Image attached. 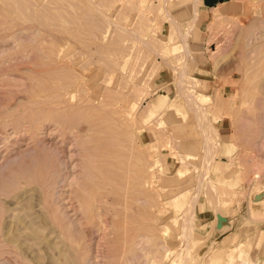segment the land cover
Wrapping results in <instances>:
<instances>
[{
    "label": "rangeland",
    "instance_id": "obj_1",
    "mask_svg": "<svg viewBox=\"0 0 264 264\" xmlns=\"http://www.w3.org/2000/svg\"><path fill=\"white\" fill-rule=\"evenodd\" d=\"M166 3L0 0V264H264V0Z\"/></svg>",
    "mask_w": 264,
    "mask_h": 264
},
{
    "label": "bare ground",
    "instance_id": "obj_2",
    "mask_svg": "<svg viewBox=\"0 0 264 264\" xmlns=\"http://www.w3.org/2000/svg\"><path fill=\"white\" fill-rule=\"evenodd\" d=\"M166 1L167 0H151V3H153V2H155L156 3V5L157 6H159V8H160V6L162 5H165V3H166ZM196 1V3L198 4L199 3V0H195ZM183 2V1H182ZM157 3H159V4H157ZM161 4V5H160ZM167 4V3H166ZM192 5V4H191ZM100 7H102V5H100ZM99 6H96V12H98L99 14L101 13V16L103 15V10L100 8ZM165 7V6H164ZM192 7V6H191ZM95 8V7H94ZM194 10H193V15H194V17L196 16V7H192ZM138 9H139V7H138ZM155 10V9H154ZM165 9H162V10H159V14L161 15V16H163V18L164 19H167L171 24H172V26L171 27H173L174 28V30L175 31H173V37L175 36H179V37H181V39H182V42H183V47L184 48H186L185 49V54L188 56L189 55V52H188V50H187V47H186V41H187V39H188V37H189V33H190V31H191V28L190 27H188V28H186V29H184V30H181L180 29V26H179V24H178V20L174 17V16H172L167 10H165ZM156 11V10H155ZM192 11V10H191ZM190 11V12H191ZM122 12V11H121ZM138 12H139V10H138ZM137 12V14H139ZM148 11H146V13H147ZM140 14L143 16V15H145V11H140ZM158 14V13H157ZM191 14V13H190ZM157 16V15H156ZM138 18V17H137ZM144 19V18H143ZM106 20L108 21V18H106ZM139 20H140V18H139ZM145 20V19H144ZM96 21V20H95ZM108 22H110V20L108 21ZM102 23V22H101ZM133 24V23H132ZM182 28V27H181ZM131 30V29H130ZM131 32V31H130ZM136 32V31H135ZM134 36V35H133ZM131 37V36H130ZM138 38L141 40V36H138ZM141 42H144V44L147 46V47H149L150 48V43L149 42H147V41H145V39H143L142 38V41ZM141 44V43H140ZM153 46V45H152ZM152 48V47H151ZM169 50H170V48H169ZM168 50V51H169ZM171 50H172V48H171ZM159 51V50H158ZM168 51H166V50H161L160 51V53H162V54H164V53H166V52H168ZM160 53H158V54H160ZM156 54V53H155ZM159 56V55H158ZM161 58V57H160ZM131 60V59H130ZM132 64V63H131ZM134 64V63H133ZM64 68V67H63ZM115 68V67H114ZM180 68V67H179ZM178 68V69H179ZM117 69L115 68V70L113 69V72H115ZM119 71V70H118ZM140 71V70H139ZM187 71H188V69H187V66L186 65H184L183 67H181L180 68V70H179V80H180V82H179V88L180 89H188V91H184V92H188L189 94H190V96H186L185 98V100H187V101H189V103H193V104H195V105H197V106H194V110H197L196 108H200L202 111H204L205 112V109L204 108H206V106H203V102H204V98L202 97V96H200L199 94L198 95H194L195 94V92H196V90H198L200 87L198 86L199 85V82L194 78V77H190V76H187ZM123 75V74H122ZM187 78H186V77ZM135 77V76H134ZM109 81V80H108ZM139 81V80H138ZM111 82V81H110ZM109 83V82H108ZM112 85H113V82L111 83ZM117 84V83H116ZM143 84V83H142ZM76 85H78V84H76ZM135 86V85H134ZM137 86V85H136ZM143 86V85H142ZM199 87V88H198ZM122 88V87H121ZM134 88V87H133ZM141 88V87H140ZM198 88V89H197ZM110 89H111V87H110ZM135 89H136V87H135ZM120 90V89H119ZM181 92V91H180ZM187 93V94H188ZM198 93V92H197ZM201 94V93H200ZM184 97V96H183ZM134 99H135V97H134ZM206 100V99H205ZM204 104H205V102H204ZM59 108V107H58ZM210 108V107H209ZM119 109V108H118ZM208 109V108H207ZM104 111V110H103ZM201 111V112H202ZM73 113V112H72ZM197 113H198V111H197ZM197 113H195L196 115H197ZM200 113V112H199ZM203 113V112H202ZM207 113V112H206ZM204 114V113H203ZM58 116V115H57ZM72 116V115H71ZM204 116H206L205 114L204 115H202V117H204ZM207 116H208V114H207ZM206 116V117H207ZM76 117V116H75ZM197 118H200L198 115L196 116ZM215 117V116H214ZM208 118V117H207ZM217 118V117H216ZM70 119V118H69ZM147 119V118H146ZM201 119V118H200ZM199 119V120H200ZM35 120V119H34ZM129 120V119H128ZM209 120V119H208ZM138 122V121H137ZM208 122V121H207ZM133 123V122H132ZM128 124V123H127ZM200 124V123H199ZM74 126V125H73ZM200 126V128H203L202 127V125H199ZM67 129V128H66ZM202 130V129H201ZM204 133V134H203ZM202 135H206L205 137H204V141H203V143L204 142H206L207 140L209 141L210 139V136H208V134H207V132H202ZM209 135H210V132H209ZM91 141V140H90ZM206 143H208L209 144V142H206ZM181 145V144H180ZM183 145V144H182ZM181 145V146H182ZM208 146V145H207ZM182 148V147H181ZM181 148L179 149V150H181ZM90 149V148H89ZM183 149V148H182ZM93 151V150H92ZM182 151V150H181ZM180 151V152H181ZM179 152V153H180ZM182 153V152H181ZM86 155V154H85ZM178 155V154H177ZM83 157V156H82ZM86 157V156H85ZM85 157H83V158H85ZM206 158V157H205ZM207 158H209V157H207ZM206 158V159H207ZM215 159V158H214ZM208 160V159H207ZM210 160V159H209ZM212 161V160H211ZM110 162V161H109ZM210 163V162H209ZM208 164V163H207ZM206 164V165H207ZM86 169V168H85ZM87 173V172H86ZM93 172H91V174H92ZM88 174V173H87ZM255 175V174H254ZM205 177V176H204ZM260 176H259V174L257 173L255 176H254V179L256 180V179H258ZM150 178H152V177H150ZM202 178H203V176H202ZM206 179V178H205ZM254 179H252L253 181H254ZM151 181H152V179H150ZM200 180V179H199ZM203 181H204V179H203ZM150 182V181H149ZM200 182V181H199ZM252 182V181H251ZM256 182V181H255ZM255 182H254V184H255ZM204 183V182H203ZM252 185V184H251ZM81 186V185H80ZM79 186V187H80ZM83 186V185H82ZM255 186V185H254ZM251 187V186H250ZM84 189H85V187H83ZM201 188V187H200ZM253 188V187H252ZM86 190V189H85ZM198 193V192H197ZM100 195V194H99ZM249 197V196H248ZM97 198V197H96ZM194 199H197V194H196V198H194ZM250 199V198H249ZM248 199V200H249ZM97 200V199H96ZM247 202H249V201H247ZM108 203V202H107ZM251 203V202H250ZM248 204V203H247ZM246 204V205H247ZM249 205V204H248ZM250 207H251V205H250ZM249 208V207H248ZM152 209V208H151ZM191 209H192V207H191ZM250 209V208H249ZM248 209V210H249ZM160 210V209H159ZM248 210H247V212H248ZM146 211V210H145ZM193 211V210H192ZM187 212V211H186ZM154 215V214H153ZM187 215V214H186ZM192 215V214H191ZM188 216H189V213H188ZM187 216V217H188ZM184 217V216H183ZM251 217V216H250ZM189 218V217H188ZM192 218H193V216H192ZM191 218V219H192ZM251 219V218H250ZM255 219V218H254ZM254 219H253V221H254ZM190 220V218L187 220V221H189ZM183 221H185L184 219H183ZM169 223V222H168ZM187 223V222H186ZM189 223V222H188ZM188 223H187V225H188ZM183 224H185V222L183 223ZM183 224H181V226L183 225ZM186 225V226H187ZM227 225V224H226ZM170 226V225H169ZM186 226H184V228L186 227ZM183 227V226H182ZM183 229V228H182ZM185 230V229H184ZM186 231V230H185ZM184 231V232H185ZM183 232V233H184ZM143 234V233H142ZM185 234V233H184ZM183 234V235H184ZM65 236V235H64ZM143 236V235H142ZM141 236V238H143ZM185 236V235H184ZM138 237V236H137ZM141 238H140V240H141ZM137 241V240H136ZM142 241H143V239H142ZM141 241V242H142ZM148 241V240H147ZM138 242H140V241H138ZM146 243V242H145ZM186 243V242H185ZM137 244V243H136ZM140 244V243H139ZM147 244V243H146ZM160 244V243H159ZM185 245H187V244H185ZM184 245V246H185ZM134 246V245H133ZM145 246V245H144ZM240 246V245H239ZM239 246H235L234 247V249H232V251H237L238 253H236L237 254V256L238 257H240L241 256V251L242 250H240L239 249ZM183 247V246H182ZM134 248V247H133ZM138 248H139V245H138ZM143 248V247H142ZM186 249V248H185ZM142 250V249H141ZM143 251V250H142ZM148 252V251H147ZM186 252V251H185ZM152 253V252H151ZM134 254V253H133ZM138 254V253H137ZM136 254V255H137ZM143 254H145L146 255V253H143ZM243 254V253H242ZM153 255V254H152ZM185 255V254H184ZM139 256H142V255H139ZM213 256V255H212ZM212 256H210V262L208 263V264H216L215 263V260L213 259V257ZM78 257V256H77ZM76 257V258H77ZM132 257V256H131ZM146 257V256H145ZM136 258H138V256L136 257ZM148 258V257H147ZM146 258V260H147V263H148V259ZM151 258V257H150ZM129 259H134V258H129ZM141 259V258H140ZM139 259V260H140ZM138 260V259H137ZM95 261V260H94ZM111 261V260H110ZM150 263H152L151 261H150ZM149 263V264H150ZM130 264V263H129ZM139 264H141V263H139Z\"/></svg>",
    "mask_w": 264,
    "mask_h": 264
},
{
    "label": "crops",
    "instance_id": "obj_3",
    "mask_svg": "<svg viewBox=\"0 0 264 264\" xmlns=\"http://www.w3.org/2000/svg\"><path fill=\"white\" fill-rule=\"evenodd\" d=\"M225 2V0H199L197 9L204 10V9H214L216 5ZM198 10V11H199Z\"/></svg>",
    "mask_w": 264,
    "mask_h": 264
}]
</instances>
